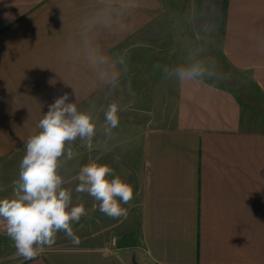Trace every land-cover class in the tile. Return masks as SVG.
Here are the masks:
<instances>
[{"label": "crops", "instance_id": "0c3cea01", "mask_svg": "<svg viewBox=\"0 0 264 264\" xmlns=\"http://www.w3.org/2000/svg\"><path fill=\"white\" fill-rule=\"evenodd\" d=\"M214 38L224 63L242 73L219 81L188 60L189 46ZM156 80L142 101L145 81ZM128 87L138 102L124 109L118 96ZM64 93L80 98L78 108L99 103L91 141L99 150L82 166L115 167L134 197L114 219L82 193L89 228L80 241L56 238L16 264H127L128 247L150 264H264V0H0V173L13 143L27 144ZM112 102L122 108L109 139ZM67 165L63 187L80 204L71 183L79 171Z\"/></svg>", "mask_w": 264, "mask_h": 264}, {"label": "clouds", "instance_id": "9594fccd", "mask_svg": "<svg viewBox=\"0 0 264 264\" xmlns=\"http://www.w3.org/2000/svg\"><path fill=\"white\" fill-rule=\"evenodd\" d=\"M179 75L195 77L202 73L181 70ZM68 100L69 94L64 93L42 115L37 125L40 131L27 141L13 196L0 198V220L14 242L16 254L25 260H33L45 247H51L61 231L78 243L72 223H78L86 214L82 203L72 204V190L63 187L65 180L60 170L64 161L76 155L71 145L77 139L92 141L98 117L90 110L78 108V96L74 103ZM120 111L116 102L104 110L103 133L109 139L119 126ZM77 178L75 191L87 193L99 202L102 213L114 219L127 216L128 210L123 205L133 199V185L114 175L109 165L90 162L80 168Z\"/></svg>", "mask_w": 264, "mask_h": 264}, {"label": "rangeland", "instance_id": "374dc122", "mask_svg": "<svg viewBox=\"0 0 264 264\" xmlns=\"http://www.w3.org/2000/svg\"><path fill=\"white\" fill-rule=\"evenodd\" d=\"M218 3L221 5L223 3V0H218ZM221 10H222V6H220ZM211 17L209 15H205V22H209L211 21ZM214 17V16H213ZM219 21L217 22V26L220 28L222 25V21H223V13L221 12V14H219ZM217 18V17H215ZM219 30V29H218ZM222 30L219 31H208V32H204V36L206 35H214V37H216V35H222L223 32H221ZM195 32H191L189 31L188 33V45L190 44H194L195 42H193L192 40L195 39ZM198 44H200V42H198ZM196 45V43H195ZM201 45V44H200ZM203 52L201 50H198L200 47H194V46H189L187 48V51L189 52L188 54V60L192 61V62H196L198 66H204L203 69H200L204 72V68H211L212 72H218L219 73V81H222V77L221 75H225L227 72H236L239 73L240 71L238 70H234L232 69L230 66H228L227 64L224 63L223 59H222V54L220 51V46L218 45V42L215 41V38L213 40H203ZM201 47V48H202ZM200 48V49H201ZM200 53H198V52ZM190 67H194L195 69L197 68V66L195 67V64H187ZM242 73V72H240ZM237 77V76H236ZM140 79H144L143 76H141L139 78V86L142 80ZM212 79H215L214 77H212ZM224 82H226V79H223ZM159 80H156L154 82V84L152 83H148L147 81H145V95H143V97L141 98L142 101H149L150 99H152L151 95H153L152 91L154 90L155 86L159 83ZM227 83V82H226ZM150 84V85H149ZM143 85V84H142ZM144 86V85H143ZM135 88V87H134ZM134 88H130L128 87V92H125L121 97L118 96L119 99V103L121 106H123V108L125 109V104L126 102L129 103H135L138 102L137 98L138 95L136 94H132V90ZM157 89L161 90L160 87H158ZM239 95L242 98V95H244L242 93V91H239L237 89ZM96 107L89 109L90 111H92L94 117H99V115H97V111L99 110V103L95 102ZM94 105V104H93ZM90 107V106H89ZM122 108V107H121ZM80 110H85L83 107L79 108ZM99 126L97 124V131H96V135L97 136L99 134ZM94 136V137H95ZM93 137V138H94ZM99 143H94V142H90V143H85L80 141L79 139H77L72 145L71 147L73 148V151L76 153V155L74 156L75 158L71 159V160H67L64 161L62 164V168L68 166L67 164H69L70 168L75 169L76 171H79L81 166L85 163H87L88 161H90L88 158L85 157V155H90V153L92 151L95 150H99ZM25 151H26V144H21V143H13V150H12V158L10 161L6 160L5 165H6V173L2 174L0 173V198H9L11 196H13L14 194V181L18 179V175H19V165L20 162L23 158V156L25 155ZM112 169L114 170V172H117L115 170V167H112ZM0 171H2V169L0 168ZM116 175V174H115ZM71 183H76V185L79 184V180L78 178H75ZM78 194V202H81L83 204V201L79 196L82 195V193H77ZM1 224L2 227L0 228V264H16L18 262H21L23 260H25L23 257L18 256L16 254V248L14 245L13 240L6 234V230H5V226H4V221L1 220ZM96 226H99V224L97 223ZM84 227H88L89 228V224H84L83 223V216L81 217L80 221L77 222H73L72 223V228H73V232H74V236L76 238V240H78V242L80 241V237H82L84 235ZM56 238H65L66 240L69 241H73V239L69 238L65 232L61 231L58 232L56 235Z\"/></svg>", "mask_w": 264, "mask_h": 264}, {"label": "water", "instance_id": "95a60500", "mask_svg": "<svg viewBox=\"0 0 264 264\" xmlns=\"http://www.w3.org/2000/svg\"><path fill=\"white\" fill-rule=\"evenodd\" d=\"M120 255L127 264H150L139 256L137 247L123 248L120 251Z\"/></svg>", "mask_w": 264, "mask_h": 264}, {"label": "built area", "instance_id": "2783aa9c", "mask_svg": "<svg viewBox=\"0 0 264 264\" xmlns=\"http://www.w3.org/2000/svg\"><path fill=\"white\" fill-rule=\"evenodd\" d=\"M2 227L1 220H0V228ZM3 228V227H2Z\"/></svg>", "mask_w": 264, "mask_h": 264}]
</instances>
